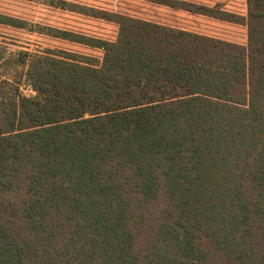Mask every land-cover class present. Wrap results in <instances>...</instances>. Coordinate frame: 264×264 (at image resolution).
I'll use <instances>...</instances> for the list:
<instances>
[{
	"label": "trees",
	"instance_id": "obj_1",
	"mask_svg": "<svg viewBox=\"0 0 264 264\" xmlns=\"http://www.w3.org/2000/svg\"><path fill=\"white\" fill-rule=\"evenodd\" d=\"M143 1L242 25L247 42L68 0L45 4L126 31L243 56L247 72L3 12L0 26L247 87V104L20 50L21 60L163 99L133 105L30 80L31 99L40 105L54 99L92 113L67 118L0 102L1 115L31 125L0 132V264H264V0H246L245 14L196 0Z\"/></svg>",
	"mask_w": 264,
	"mask_h": 264
},
{
	"label": "rangeland",
	"instance_id": "obj_2",
	"mask_svg": "<svg viewBox=\"0 0 264 264\" xmlns=\"http://www.w3.org/2000/svg\"><path fill=\"white\" fill-rule=\"evenodd\" d=\"M68 1L97 6L140 18L187 28L238 44H246L247 42V29L242 25L218 21L203 16L190 15L143 0ZM196 1L239 14H245L247 10L246 0ZM45 2L46 0H0V12L18 16L30 22L73 29L103 38L114 40L130 38L143 42L151 46V48L154 47L157 50H163L176 56L233 69L235 71L247 72V58L243 56L202 46L169 41L165 38L151 37L129 30L126 31L124 28L115 24L50 7ZM0 48L4 50L0 53V102L45 110L67 118L88 116L92 111L54 99H48L46 104L40 105L31 99L35 95V92L27 82L37 80L93 94L115 97L133 105L151 103L162 100L163 98L152 93L57 70L30 60H21L18 58V52L20 50H28L40 55L62 56L88 64L117 69L165 83L181 85L195 90L198 93L241 105H246L248 101L247 87L235 86L222 81L107 55L98 50L45 35L31 33L26 30L0 26ZM16 79L22 80L21 83L16 82ZM30 126L19 120L10 119L0 114V132L2 133L18 131Z\"/></svg>",
	"mask_w": 264,
	"mask_h": 264
}]
</instances>
